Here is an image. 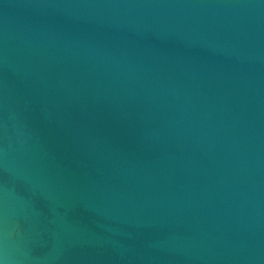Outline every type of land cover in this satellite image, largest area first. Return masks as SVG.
<instances>
[{"label": "water", "instance_id": "obj_1", "mask_svg": "<svg viewBox=\"0 0 264 264\" xmlns=\"http://www.w3.org/2000/svg\"><path fill=\"white\" fill-rule=\"evenodd\" d=\"M3 264H264V0H0Z\"/></svg>", "mask_w": 264, "mask_h": 264}, {"label": "clouds", "instance_id": "obj_2", "mask_svg": "<svg viewBox=\"0 0 264 264\" xmlns=\"http://www.w3.org/2000/svg\"><path fill=\"white\" fill-rule=\"evenodd\" d=\"M0 264H3V261H0Z\"/></svg>", "mask_w": 264, "mask_h": 264}]
</instances>
